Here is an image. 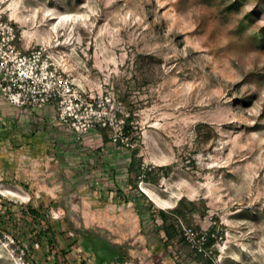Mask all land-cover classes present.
I'll return each mask as SVG.
<instances>
[{
    "label": "rangeland",
    "instance_id": "rangeland-1",
    "mask_svg": "<svg viewBox=\"0 0 264 264\" xmlns=\"http://www.w3.org/2000/svg\"><path fill=\"white\" fill-rule=\"evenodd\" d=\"M0 35L72 86L38 111L0 93V264H99L87 234L264 264V0H0Z\"/></svg>",
    "mask_w": 264,
    "mask_h": 264
},
{
    "label": "built area",
    "instance_id": "built-area-1",
    "mask_svg": "<svg viewBox=\"0 0 264 264\" xmlns=\"http://www.w3.org/2000/svg\"><path fill=\"white\" fill-rule=\"evenodd\" d=\"M5 41L0 35V93L9 105L40 110L60 106L61 96L70 92L71 82L66 72L57 66L44 48L15 50L14 35ZM72 102V101H71ZM59 108V107H58ZM59 117L67 121L72 116L71 106L62 107ZM183 234L193 240L194 231L183 226ZM204 239L205 237L202 236ZM199 240V239H198ZM203 240L200 241L203 244ZM201 244H192L203 251Z\"/></svg>",
    "mask_w": 264,
    "mask_h": 264
},
{
    "label": "trees",
    "instance_id": "trees-1",
    "mask_svg": "<svg viewBox=\"0 0 264 264\" xmlns=\"http://www.w3.org/2000/svg\"><path fill=\"white\" fill-rule=\"evenodd\" d=\"M128 118L124 120L122 123V131L124 134L127 135L128 133ZM132 153H137V149L134 148L132 149ZM33 211H36L34 207H32ZM176 211L177 209H173L171 213H173L174 216H172V220L169 222L167 221V215L164 213V211H161V215L163 216V224L162 228L166 235L171 236L172 232L171 230L174 229L178 225V218H176ZM175 217V218H174ZM214 238L211 236V234H208V236L205 237L203 244L205 246L210 245L213 242ZM102 242L103 245H99V243ZM105 241L102 240L97 234H87L82 236V241H81V246L83 247L84 250H94L97 261L99 264H105L109 263L111 261H120L121 258L123 257L122 253L123 251L118 250L117 246L113 245L110 247V249L105 248ZM122 247V246H121ZM104 248V253L100 254V251L103 250ZM200 254H203L202 251L199 252ZM203 264H212V260L206 259V262Z\"/></svg>",
    "mask_w": 264,
    "mask_h": 264
},
{
    "label": "crops",
    "instance_id": "crops-1",
    "mask_svg": "<svg viewBox=\"0 0 264 264\" xmlns=\"http://www.w3.org/2000/svg\"><path fill=\"white\" fill-rule=\"evenodd\" d=\"M122 241V240H121ZM143 240H140V241H134V245L137 244L138 247L140 246V250L136 251V252H133V251H130V249L128 248H132L133 246V243L130 242L129 245H121L120 248H123L125 249V251H123L122 253H124L127 258H130L128 260L130 261H127L125 264H165V261H163L165 259V257H162V261L160 260L159 257H157L155 255V253L153 252V250L149 249V241L145 244H140ZM120 244H122L121 242H119ZM166 260V259H165ZM105 264H121L120 262L118 261H111L109 263H105Z\"/></svg>",
    "mask_w": 264,
    "mask_h": 264
},
{
    "label": "bare ground",
    "instance_id": "bare-ground-1",
    "mask_svg": "<svg viewBox=\"0 0 264 264\" xmlns=\"http://www.w3.org/2000/svg\"><path fill=\"white\" fill-rule=\"evenodd\" d=\"M71 19V16L69 14H66V15H59V21L61 23H64V22H69V20ZM158 205L160 206H166L168 205L169 203L165 200H157L156 201Z\"/></svg>",
    "mask_w": 264,
    "mask_h": 264
}]
</instances>
